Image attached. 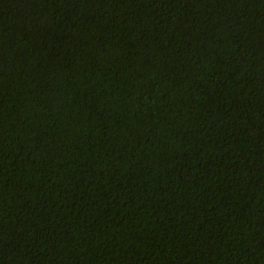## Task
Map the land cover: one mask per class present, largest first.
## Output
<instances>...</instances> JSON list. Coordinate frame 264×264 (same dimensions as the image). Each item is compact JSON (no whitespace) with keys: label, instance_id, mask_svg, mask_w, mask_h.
<instances>
[{"label":"trees","instance_id":"1","mask_svg":"<svg viewBox=\"0 0 264 264\" xmlns=\"http://www.w3.org/2000/svg\"><path fill=\"white\" fill-rule=\"evenodd\" d=\"M0 264H264V0H0Z\"/></svg>","mask_w":264,"mask_h":264}]
</instances>
